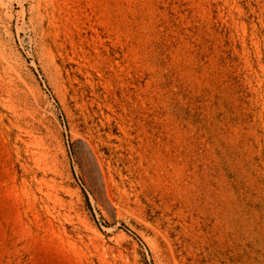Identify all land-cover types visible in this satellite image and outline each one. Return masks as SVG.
<instances>
[{
  "label": "rangeland",
  "instance_id": "obj_1",
  "mask_svg": "<svg viewBox=\"0 0 264 264\" xmlns=\"http://www.w3.org/2000/svg\"><path fill=\"white\" fill-rule=\"evenodd\" d=\"M0 264H264V0H0Z\"/></svg>",
  "mask_w": 264,
  "mask_h": 264
}]
</instances>
